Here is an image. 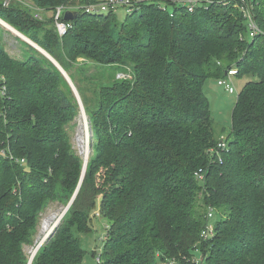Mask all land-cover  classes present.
<instances>
[{"label": "trees", "instance_id": "trees-1", "mask_svg": "<svg viewBox=\"0 0 264 264\" xmlns=\"http://www.w3.org/2000/svg\"><path fill=\"white\" fill-rule=\"evenodd\" d=\"M96 3L0 0V19L71 78L92 132L78 195L32 264H82L73 231L91 232L98 202L109 222L102 264H264V0H202L193 12L156 0L124 21L79 11L63 38L45 15ZM244 5L262 31L255 38ZM5 33L0 24V264H29L42 214L67 207L82 178L68 133L80 106L37 49L18 38L22 57L10 55ZM231 69L247 82L219 140L204 88Z\"/></svg>", "mask_w": 264, "mask_h": 264}, {"label": "rangeland", "instance_id": "rangeland-1", "mask_svg": "<svg viewBox=\"0 0 264 264\" xmlns=\"http://www.w3.org/2000/svg\"><path fill=\"white\" fill-rule=\"evenodd\" d=\"M110 1H115V0H98V3H96V4H104V3H107ZM133 1L135 2L134 3V6H135V5H139L141 3H144V2H155L156 0H133ZM175 1L181 2L182 0H175ZM195 1H198V4H199V3H201L202 0H195ZM206 2L212 3L209 1H206ZM186 5H187V3H186ZM240 8H241L242 12H243V10H246L247 14H250L251 18L256 23L254 17H252L253 15L251 12L252 11L251 6H249L247 8L244 5L243 7H240ZM83 9H84V6L71 7L70 12H77L79 14L80 13L79 11H84ZM66 12H68V11H66ZM66 12L64 13L62 21L65 23H72V22L65 21L64 18H65ZM116 13H117V15L121 21H124L127 14H128L127 9L124 7H120ZM49 18H51V16H49ZM247 23H248V20H247ZM256 25H257V23H256ZM257 28L259 30V33H262V31L258 25H257ZM248 29H249V26H248ZM4 42L6 44V49L10 55H12L13 57H17V58L22 57L23 46L19 42L18 37L16 35H14L13 33H11V34L5 33L4 34ZM85 62H87L85 59L80 58L78 60V64L75 65L76 69L79 70L81 68L80 64L82 65ZM89 74H94V69H91L87 73V75H89ZM87 75L82 74V77H85ZM123 75H125V74H120V75H118L117 78L122 79ZM126 78H129V76L126 75ZM246 82H247L246 78L242 79L239 77H234V84H235L238 92H240L242 90V88ZM204 90H205L206 96L208 97L210 105H211V112H212L213 120L215 123L214 128L216 130L217 137L219 138V140H223V139L225 140L231 132L232 112H233V109H234L235 104L237 102L238 93L230 94L228 91H226L225 87L220 86L218 84L217 79H211V80L207 81ZM86 116H87V114H86ZM81 117H82V115H81V108H80L79 115H78L77 119L72 124H70L68 126V133L70 135V138H71L70 140H71V144L73 146L74 151L76 152V154L79 157H81L85 161V158L81 154L80 148L78 146V141H77V138L79 135V130H80ZM87 119H88V116H87ZM88 123H89V120H88ZM89 130H90V134H91V137L89 140L90 155H91L92 132L90 129V124H89ZM222 132H224V133H222ZM90 155H89V157H90ZM65 209H66L65 206H61L57 203H52L45 210V212L42 214L41 221L38 225V231H37V234H36V237L34 240V244L32 246L26 247V249H25L29 258H31L30 257V250L35 247L36 242L41 235L43 223L47 222L48 218H50L53 215L57 217V216H60L63 212L65 214ZM100 210H101V204H100V202H98L96 209L92 213V220L90 223L91 232L84 234V233L77 231L76 228L73 231L76 238H78V240L80 241L82 249L86 252V255H85V258H84V261L82 264H96V257L102 253L103 247L105 245L104 242H105V237L107 234L106 228L109 226V222L100 216V214H101ZM65 216H66V214H65ZM216 221L217 220H215V221L213 220V223L215 224ZM94 252L96 255L95 257L93 255ZM194 258L196 259V262L202 261V259H203L202 253L196 252Z\"/></svg>", "mask_w": 264, "mask_h": 264}, {"label": "built area", "instance_id": "built-area-1", "mask_svg": "<svg viewBox=\"0 0 264 264\" xmlns=\"http://www.w3.org/2000/svg\"><path fill=\"white\" fill-rule=\"evenodd\" d=\"M13 0H5V6H8ZM183 4L187 3V6L189 8L190 12H193L196 6L198 5V1L195 0H182L181 1ZM134 1L133 0H115V1H110L104 4H92L88 6H84V12L91 14V15H100V14H107L110 12H117L120 7H124L127 9V12H130L134 6ZM38 11V10H37ZM66 11H71V8H64V7H59L57 8L56 11L52 13V17H54L55 20V26L57 28L58 34L61 38L65 37L68 32L72 29V24L71 23H65L62 21L64 13ZM243 14L245 18L248 20V26H249V31H250V37L255 38L256 35L259 33V30L257 28L256 23L254 20L251 18L250 14H247L246 10H243ZM38 18L42 19L40 15H37ZM253 17V16H252ZM238 76V72L236 69H231L227 72V75L224 79H221L218 84L220 86L225 87L226 91H228L230 94L238 93L237 88L234 84V77ZM122 78H126V75H123ZM221 148H226L227 144L226 143H221L219 145ZM25 161L22 160V163ZM200 174V173H199ZM198 176V174H197ZM201 177V175H199ZM65 217L64 212L61 214L59 217V220L57 223H59L63 218ZM209 219L213 218V212L211 211L208 215ZM56 223V224H57ZM214 234V227L212 225H208L206 228V231L203 234L204 238H208ZM102 256L101 254L96 257V264H102Z\"/></svg>", "mask_w": 264, "mask_h": 264}, {"label": "water", "instance_id": "water-1", "mask_svg": "<svg viewBox=\"0 0 264 264\" xmlns=\"http://www.w3.org/2000/svg\"><path fill=\"white\" fill-rule=\"evenodd\" d=\"M78 16H79V14L77 13V12H70V11H68V12H66V14H65V21H67V22H73V21H75L77 18H78ZM0 24L3 26L4 24H6L8 27H9V29H7L8 31H10L11 33H13L14 35H16L18 38H20L21 40H23L24 42H26V43H28L29 45H31L32 47H34L35 49H37L39 52H41L44 56H46L61 72H62V74L65 76V78H66V80L68 81V83L70 84V86H71V88H72V90H73V92H74V94H75V96H76V98H77V100H78V103H79V106H80V108H81V115L83 116V117H87L86 116V113H85V108H84V106H83V103H82V100H81V97H80V95H79V92H78V90H77V88H76V86L74 85V83L72 82V80H71V78L68 76V74L65 72V70L60 66V64L52 57V56H50L46 51H44L42 48H40L38 45H36L35 43H33L31 40H29L28 38H26L25 36H23L21 33H19L17 30H15L13 27H11L10 25H8L7 23H5L3 20H1L0 19ZM226 75H227V73H226ZM88 128H89V123H88ZM89 155H90V153H89ZM89 155H87L86 156V158H85V164H84V169H83V174H82V178H81V181H80V184H79V186H78V189H77V191H76V193H75V195H74V197L72 198V200H71V202L69 203V205L66 207V209H65V214H67V212L69 211V209L71 208V206H72V204L74 203V201H75V199H76V197H77V195H78V192H79V190H80V187H81V184H82V182H83V179H84V177H85V173H86V169H87V164H88V159H89ZM61 222H62V220L59 222V223H57V225H56V227L55 228H53V231L51 232V234L49 235V237H48V239L44 242V244L45 243H47L53 236H54V234L56 233V231H57V229H58V227L60 226V224H61ZM43 244V245H44ZM42 245V246H43ZM41 246V247H42ZM40 247V248H41ZM40 248H39V250H40ZM33 260H34V258L33 259H30V261H29V264H32L33 263Z\"/></svg>", "mask_w": 264, "mask_h": 264}, {"label": "bare ground", "instance_id": "bare-ground-1", "mask_svg": "<svg viewBox=\"0 0 264 264\" xmlns=\"http://www.w3.org/2000/svg\"><path fill=\"white\" fill-rule=\"evenodd\" d=\"M6 29H9V27L4 24L3 25ZM91 134L90 130L88 128V119L87 117H81V122H80V130H79V135L77 138L78 141V146L80 148L81 154L84 158H86L87 155L90 153V140ZM61 216V215H60ZM60 216H51L48 218V221L43 223L42 230H41V235L38 238L36 245L34 248L30 250V259H35V256L37 255L39 248L44 244V242L48 239L49 235L53 231V228L56 227V223L59 220ZM57 218V219H56Z\"/></svg>", "mask_w": 264, "mask_h": 264}, {"label": "crops", "instance_id": "crops-1", "mask_svg": "<svg viewBox=\"0 0 264 264\" xmlns=\"http://www.w3.org/2000/svg\"><path fill=\"white\" fill-rule=\"evenodd\" d=\"M45 15H47V16H52V12H48V13H46Z\"/></svg>", "mask_w": 264, "mask_h": 264}]
</instances>
